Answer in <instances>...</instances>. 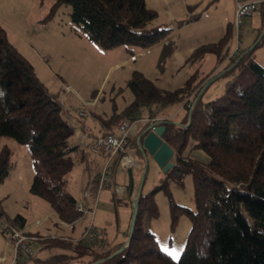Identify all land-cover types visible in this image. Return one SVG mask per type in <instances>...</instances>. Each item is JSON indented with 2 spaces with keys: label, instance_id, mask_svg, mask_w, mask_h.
Masks as SVG:
<instances>
[{
  "label": "trees",
  "instance_id": "trees-1",
  "mask_svg": "<svg viewBox=\"0 0 264 264\" xmlns=\"http://www.w3.org/2000/svg\"><path fill=\"white\" fill-rule=\"evenodd\" d=\"M61 5L70 6L74 28L79 26L91 42L105 49L122 45L130 50L148 49L167 39L157 62L160 72L166 70L177 49V41L168 39L173 28L154 24L158 13L146 0H55L52 11ZM260 10L263 25L258 37L264 29V4ZM233 29L234 22H230L222 38L196 47L188 63H199L207 54H215L220 62L226 60ZM263 41L264 37L258 44ZM250 48L241 49L240 55L217 72L230 68L220 77L226 79L223 92L210 100L204 95L212 83L196 100L208 80H198L197 73L181 86L167 89L141 70L133 71L128 85L134 100L120 113L99 116L105 128L101 136L116 133L124 120H138L144 107L156 110L181 104L186 110L183 121H158L166 125L164 140L175 150V167L166 173L162 184L139 195L130 240L131 221L127 241L112 245L102 238L57 240L52 245L65 251L35 258L36 264H264V65ZM62 92L50 91L39 80L33 64L14 48L0 24V137L28 147L34 171L31 192L47 199L60 219L70 224L83 216L68 187V176L83 158L84 149L77 140L76 125L59 101ZM194 151L206 154L208 161L192 157ZM9 170L8 151L4 150L0 182ZM188 174L194 184V208L178 205L169 188L172 180L183 184ZM161 190L171 203L172 225L179 214L191 222L178 261L160 249L156 234L146 223L159 216L155 195ZM9 219L13 225L21 221L18 226H25L21 214Z\"/></svg>",
  "mask_w": 264,
  "mask_h": 264
},
{
  "label": "rangeland",
  "instance_id": "rangeland-1",
  "mask_svg": "<svg viewBox=\"0 0 264 264\" xmlns=\"http://www.w3.org/2000/svg\"><path fill=\"white\" fill-rule=\"evenodd\" d=\"M54 2L55 0H0V24L6 29L10 43L33 64L37 77L50 91L58 92L65 89V85H69L75 91H72L68 98H74L76 103L78 99H76L75 92L84 100L98 97L99 102L94 110L98 117L106 118V116L110 117L115 113H120L133 102L134 95L128 82L136 69L143 68L150 78L156 80L164 88L174 89L182 83L189 69V63L188 65L184 63L183 70L174 76H171L170 70L166 74L160 72L156 65L157 61L152 60L151 57L137 61L138 65L134 60H131L127 62L128 64L125 63L127 65L124 68L118 67L117 70L108 71L111 64L130 54L128 48L122 45L113 49H105L101 45L91 42L79 26H75V29L71 23L70 6L61 5L52 11ZM202 7L201 3L196 5L194 12L202 11ZM262 25L263 14L259 10L244 18L239 28L234 24L232 39L228 43L230 52L238 46L241 49L252 47L260 37H258V33ZM255 39L257 40L255 41ZM254 55L256 60L264 65V41L255 46ZM209 57L203 64L199 62L200 66L197 65L200 70L197 69L194 73H197L198 79L203 72L210 73L215 68L217 63L215 56ZM157 76L158 78H156ZM213 86V89H217L216 97L223 92L224 78L217 79ZM67 102L68 99L66 104ZM71 111L74 113L73 110ZM162 112L163 116H169L168 118L176 123L183 121L186 115V110L181 104L169 105ZM4 150L8 151L10 170L4 180L0 182V211L11 217L22 214L27 218L28 225L48 215L37 227L32 229L33 234L39 235V239L31 244L32 257L46 258L64 252L65 249L58 245H52V243L65 239L67 236H72V240L75 241L82 240L86 231L87 233L90 231L87 235V237L89 236L88 240L102 238L104 243L112 245L127 241L126 237L134 206L133 203L127 205L120 202L114 185L115 183L126 185L125 182L130 180L132 173L130 175L129 172L128 176L121 173L115 181L114 177L110 175L111 185L101 189L91 202V206H94L92 209H95L94 215L84 216L72 231L59 221L60 217L47 199L38 197L31 192L34 171L28 147L13 138L0 137V154ZM191 156L205 160V162L208 161L207 155L201 151H194ZM138 159L145 166L143 157L138 155ZM134 174L135 177H140L141 185L144 169L142 173L134 172ZM166 177V173L151 160L141 185L142 192H150L162 184ZM77 178L75 174L70 177L68 185L74 195L77 194L80 187ZM133 180L135 179L133 178ZM169 188L173 200L178 205L195 207L194 184L190 174L186 176L183 184L172 180ZM155 202L159 209V216L147 220L146 223L156 234L160 249L178 261L191 229V222L186 215L179 214L175 225H172L171 203L164 190L155 195ZM1 230L0 227V254L5 243ZM99 242L101 241L99 240ZM34 258L27 264H36ZM10 262L9 257L7 262L0 264H10Z\"/></svg>",
  "mask_w": 264,
  "mask_h": 264
},
{
  "label": "crops",
  "instance_id": "crops-1",
  "mask_svg": "<svg viewBox=\"0 0 264 264\" xmlns=\"http://www.w3.org/2000/svg\"><path fill=\"white\" fill-rule=\"evenodd\" d=\"M200 3L203 5L202 11L195 13L194 8L196 5H199ZM146 4L149 8L154 9L155 11H158L157 12L158 17L154 21V24H157V25L167 24L173 28V33L168 39L173 38L177 41V49L172 55V57L170 58V60L168 61L166 70L163 72V74H166V72L170 70L171 72L169 73L171 74V76H174L175 74L183 70L182 65L184 63L188 65V61H189L188 59L196 47H198L201 44L217 41L220 38H222L226 33L228 24L234 20V15H235V1L234 0H146ZM166 40L148 49H139L136 47H133V50L127 49L130 52V54L124 57L122 60L116 61L113 64H111L108 71H111L112 69L117 70L120 67L124 68L128 64L127 62L131 60H134L136 62V65H138L137 61L148 59L149 57H151L152 60L155 59V61L158 62L159 53H160L162 44ZM209 56H215L214 58H216V61H217L216 66L214 70H212L210 73L203 72L200 75V78L198 80H201L206 77L207 79L214 77V75H216L217 72L220 71L223 68V66H225L226 61H228V60L226 61L224 60L223 62H220L217 59V56L215 54H207L206 57L201 61L202 64L205 60L210 58ZM197 65L200 66V63L196 65L194 64L189 65V69L186 72V75L184 76L182 83L179 84L180 86L185 82V80L191 74L194 73V71L199 69L197 68ZM139 70L144 72L143 68H139ZM156 78H158V76ZM224 80L226 81V79ZM213 84L214 83L212 82L209 89L204 95V99L210 100L212 99V97H215V94H216L215 91L217 89H213L214 88ZM64 87L65 89H63V92H62L63 94L61 95L59 101L62 100V106L64 108L65 115H67V117L70 118L76 125L77 140L83 146V149H84V156L82 159L78 160L75 167L70 172L68 176V181L70 180V177H73L74 174L76 177H78L77 179L79 180V186H80L79 190H77L76 195H74L73 193L72 194L77 199L78 204L81 203L84 205H88L90 208H94V206L93 207L91 206V202L94 200V197L101 190L99 187V173L104 163V158L102 156L95 155L89 149L92 143V140L97 136H101V134L103 133V130L105 129L104 126H102L100 123V119L97 115V112L94 110V107L97 106L99 101H98V97H96L95 99L92 98V100L91 99L84 100L82 97H80L75 92L76 99H78L77 100L78 102L76 103V100H74V98L72 99L68 98L69 94L72 91H75L74 88H72L69 85H65ZM67 99H68V102L66 104ZM83 108L88 110L89 115L80 116L79 112ZM163 109L164 108H160L156 110H149L144 107L142 108L141 117L138 120L130 123L129 133H130V138L132 142L131 149H133L132 152H134L132 154V157L133 159H135V161H138L141 164V166L139 167L137 165H133L131 168L125 169V168L119 167L117 163V159L115 160V162H113V167H112L110 175L114 177V181L118 179V176L121 173H125L128 176L130 170H131L133 178L135 179L134 189L132 192H130L129 190L130 180L129 181L127 180L125 182L126 185L118 184V183H115L114 185L115 193L118 196V199H123L124 204L129 205V202H130V204L132 205V203L134 202L138 189H139V185H140V180H139L140 177L139 176L135 177L134 172H138V174H140L142 173L144 169V164L138 159L139 154L136 152L137 137L139 136L144 124L146 123L147 118H149L151 115H155L162 119L170 120V118H168L169 116L168 117L166 115L163 116V112L165 111L164 110L162 112ZM71 110H73L74 113ZM80 120L83 123V127L80 125V122H79ZM116 132H117V128H116ZM84 143L88 145L87 152L85 151L86 149H85ZM187 153H188V150L184 153V155H186ZM140 156L142 157V155ZM198 160L205 162V160H202V159H198ZM47 216L48 215L44 216L41 220H36V222L31 223L30 225H28L27 218L24 216L25 218V220H23L25 221L24 227L31 234H33L32 229L37 227V225L40 224L41 221L45 219ZM84 216L85 215H83L80 219H78L74 223H70V224L64 223L59 217L58 218H59V221H61L64 225H66L70 230L74 231L76 224L81 222ZM8 217H11V216L8 215ZM20 223L21 221L17 222V225H21ZM1 232L3 233V236L5 238L6 237L5 233L2 230ZM35 236L37 237V239H39V235H35ZM71 237L67 236L65 239H73ZM9 257H10V260L12 261V257H13L12 249L10 246L7 245L6 238H5L3 250L1 251V254H0V263L7 262ZM33 258L34 256L31 257V259ZM34 261H35V258H34Z\"/></svg>",
  "mask_w": 264,
  "mask_h": 264
},
{
  "label": "built area",
  "instance_id": "built-area-1",
  "mask_svg": "<svg viewBox=\"0 0 264 264\" xmlns=\"http://www.w3.org/2000/svg\"><path fill=\"white\" fill-rule=\"evenodd\" d=\"M235 1V15L234 24L237 28L241 26L244 18L253 15L255 11L262 9L264 0H234ZM241 53L240 46L236 47L234 51L230 53L226 60L236 58ZM62 105V100H60ZM80 116H87L89 112L83 108L80 110ZM163 120L155 115H151L147 118L146 123L158 124V121ZM130 123L126 120L120 123L117 127L116 133L107 134L104 136H97L92 140L90 145V151L95 155H100L104 158V163L99 173V187L100 189L108 188L110 186L109 175L111 173L113 162L117 159L119 167L131 168L133 165L141 166L138 161L133 159L131 149L130 138ZM84 138V137H82ZM81 141V140H80ZM83 142V141H82ZM85 144V151L88 150V145ZM77 209L83 212V215H94L95 209L90 208L88 205L77 204ZM0 227L6 235L7 245L11 247L13 257L10 264H27L33 255L31 247L32 242L37 240V237L31 234L25 227H19L13 225L10 222L8 215L0 212ZM87 231L84 234V238H88Z\"/></svg>",
  "mask_w": 264,
  "mask_h": 264
},
{
  "label": "water",
  "instance_id": "water-1",
  "mask_svg": "<svg viewBox=\"0 0 264 264\" xmlns=\"http://www.w3.org/2000/svg\"><path fill=\"white\" fill-rule=\"evenodd\" d=\"M263 37H264V29H263L262 34L256 41V43L250 48V50L254 49L255 46L261 41ZM229 69L230 68L208 79L206 83L203 85L199 93V96L197 97L196 100H198V98L204 94V92L206 91V89L212 82H214L216 79L221 77ZM165 131H166L165 124L159 125L155 123H145L139 136L137 137V148H138L137 150L141 153L143 157V161L145 163L144 175L141 181V185L146 177L151 160H153L156 163V165L164 171V173H167L169 170L173 169L176 165L177 155L175 153V150L164 140ZM129 172L131 175V170ZM141 185L138 189L137 195L133 202L134 212H133V216L131 220L130 234L128 237L129 240L132 237L133 230L135 227V222H136L137 215H138V198L142 192ZM133 189H134V180H133V177L130 176V185H129L130 192H132ZM123 249L124 247H122L116 253L121 252Z\"/></svg>",
  "mask_w": 264,
  "mask_h": 264
},
{
  "label": "clouds",
  "instance_id": "clouds-1",
  "mask_svg": "<svg viewBox=\"0 0 264 264\" xmlns=\"http://www.w3.org/2000/svg\"><path fill=\"white\" fill-rule=\"evenodd\" d=\"M164 120V119H163ZM136 152H137V148H136Z\"/></svg>",
  "mask_w": 264,
  "mask_h": 264
}]
</instances>
